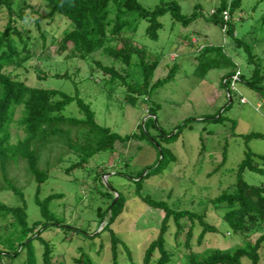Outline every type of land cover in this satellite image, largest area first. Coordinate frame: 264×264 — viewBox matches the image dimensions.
<instances>
[{
  "label": "trees",
  "instance_id": "obj_1",
  "mask_svg": "<svg viewBox=\"0 0 264 264\" xmlns=\"http://www.w3.org/2000/svg\"><path fill=\"white\" fill-rule=\"evenodd\" d=\"M30 0H0V15L6 16V25L0 29V196L11 195L8 202L0 197V264H4L5 257H18L25 248L29 249V264H39L36 257L35 243L41 247V264H55L54 252L56 246L45 238L44 232L63 231L82 233L94 241L108 232L111 241L112 264H122L120 261V247L127 255L129 264H136L133 252L127 243L113 229L116 221L126 210L127 199L108 181V191L101 194L105 209L97 210L96 229L90 233L81 232L58 218L54 211V202L63 200L65 195L59 192L46 194L44 185L51 179V171L61 168L63 173L70 175L76 170L85 169L97 155L114 151L117 143H128L152 138L153 143L160 148L161 159L153 166H147L142 172L132 177L135 185V194L148 207L164 212L159 233L147 247L143 264H261L264 250V184L251 185L245 180L247 171L264 177V155L248 152L246 159L239 165L236 173V182L215 198L201 200L216 212L223 211L222 218L228 225L227 236H240L242 244L231 248H207L196 251L195 246H202L209 234L219 232L217 226L208 220L207 210L198 212L194 209H177L171 207L167 201H158L144 192V182L151 177L165 171L166 155L161 144L150 135L148 125L158 122L156 109L148 108L150 117L145 126H139L140 134L133 133L122 136L98 123L96 112L92 105L87 103L78 90L75 94L60 89L30 87L21 76L13 75L9 70L33 68L38 80L57 78L72 79L69 72H53L48 70L49 62L53 58L44 60L41 64L30 65L38 59V44L41 41L42 52L48 50L47 34L42 23H52L56 17L69 22V27L63 37L57 41L53 38L52 45L58 46V53L66 61L86 60L92 55L101 52L112 60L111 65H105L99 60H93L92 65L102 71L111 85L109 92L115 87L125 88L127 103L135 104L139 98L148 101L151 94L168 81L174 79L178 64H174L167 77L154 81L155 74L161 65L159 59H153L146 48L136 43V36L142 21H147L146 36L154 41L159 40V32L163 28L161 19L170 15L173 21L181 24L184 29L189 28L203 16L200 7L190 16L182 11L180 4L174 0H162L154 9L143 7L139 0H44L49 7L48 14H41ZM243 0H221L219 6L212 11L209 22L219 25L224 34L235 38L238 46L243 41L236 38L235 26L232 23L234 12L240 9ZM30 11V13H28ZM29 14L37 17L35 20L38 36H34L30 29L19 26L26 22ZM192 34H183V39L191 46ZM197 44V43H195ZM69 45H72L70 48ZM196 73L205 77L211 70L222 68L227 70L234 66V70L222 77L221 84L230 88L232 82H246L242 72L236 69L233 60L229 59L222 47L206 44H197ZM249 54L248 61L254 62L252 51L245 48ZM55 60V59H54ZM30 66V67H29ZM119 66V67H118ZM226 67V68H224ZM224 68V69H223ZM79 69H77V73ZM239 74V80L234 82V76ZM246 83L254 89L264 92V75L255 68L253 75ZM259 83V84H258ZM110 93V95H111ZM232 104V95L228 91ZM76 104L81 118L68 116L67 108ZM20 112V117L17 114ZM208 121L224 122L223 114L203 116ZM195 119H187L180 123L176 133L167 134L160 127L159 135L166 140H178L180 129ZM236 128V123H233ZM16 130V133H14ZM22 132L23 134L19 133ZM22 135V136H21ZM170 136V137H167ZM248 142L253 139H264L260 133L244 136ZM169 156H175L169 150ZM220 167L225 164V155ZM77 158L66 167L61 166ZM133 159V157H131ZM23 166L27 185L22 186L19 179L12 175V168ZM216 171L211 173V176ZM107 174L102 172L98 177ZM33 185L34 202L38 207L41 219L33 223L29 221V204L27 190ZM31 189V188H30ZM171 198V195H169ZM171 222L175 224V238L178 239L188 225L184 246L188 249L181 253L179 246L168 245ZM102 229L99 231V229ZM201 232L194 244L196 229ZM261 235L256 241L252 237ZM68 237L66 236L64 240ZM73 240L74 237H71ZM69 239V238H68ZM104 246H99V254ZM81 255L75 259L76 264H95L93 258L83 249Z\"/></svg>",
  "mask_w": 264,
  "mask_h": 264
},
{
  "label": "rangeland",
  "instance_id": "obj_2",
  "mask_svg": "<svg viewBox=\"0 0 264 264\" xmlns=\"http://www.w3.org/2000/svg\"><path fill=\"white\" fill-rule=\"evenodd\" d=\"M147 9H154L162 0H139ZM172 1V0H166ZM180 4L186 15L195 12L198 5L203 16L195 21L189 28L184 29L181 24L173 21L170 15L161 19L163 28L159 32V40L154 41L146 36L147 21H142L136 36V43L141 48H146L152 54L153 59L161 62L154 81L167 77L174 64L179 68L173 80L168 81L163 87L156 89L148 101L139 98L135 104L125 101V88L115 87L113 93L109 92L111 85L103 72L92 65L93 60H99L105 65H111L112 60L101 52L86 60L66 61L67 53L60 55L58 46L52 45L53 38L59 41L63 33L69 27V22L56 17L52 23L43 22L42 28L47 34L48 50L43 53L41 41L38 44L36 58L30 65L41 64L46 59H52L48 64V70L53 72H69L72 79L62 80L49 78L38 80L33 68L9 70L13 75L21 76L30 87L55 88L70 94L79 91L80 96L92 105L96 112L99 124L109 127L113 132L122 136L133 133L140 134L139 126H145L150 117L148 108L156 109L158 122L154 120L153 126L149 123L148 131L165 150V171L151 177L144 182V192L158 201H167L171 207L177 209H194L198 212L207 210L208 220L217 226V234H209L200 247L195 246L196 251L207 248L227 249L242 244L240 236H227L228 225L222 218L223 211L216 212L201 200L215 198L227 190L236 182V173L239 165L246 159L248 152L264 155V139L245 140L244 136L252 133L264 135V92L252 88L246 82L251 81L253 71L258 68L264 75V0H243L240 9L233 15L232 23L235 26L236 38L243 41L242 46L236 44L235 38L223 33L221 27L208 21L213 10L221 0H174ZM29 3L40 11L48 14L49 7L44 0H30ZM30 13V11H28ZM37 17L29 14L26 22H20L22 29L32 31L34 36L39 33L36 30ZM6 25V16L0 15V29ZM192 34L193 46L183 39V34ZM206 43L223 48L225 55L234 61L235 68L239 69L246 82H233L228 90L221 84L222 77L234 70V66L222 70H211L205 77L196 73L197 44ZM197 43V44H195ZM71 48L72 45H69ZM252 51L254 62L248 61L249 54L245 48ZM55 59V60H54ZM30 67V66H29ZM119 67V66H118ZM77 69L79 72L77 73ZM259 84V83H258ZM261 86H264L262 82ZM232 104L229 107L230 96ZM111 93V95H110ZM244 100V103H242ZM66 114L79 117L76 104L70 105ZM223 114L224 122L205 120L212 115ZM20 117V112L16 118ZM187 119H195L180 129L178 140H166L164 135L158 136L160 128L167 134L176 133V128ZM236 123V128L233 127ZM160 127V128H159ZM16 133V130H14ZM23 134L22 132H19ZM22 136V135H21ZM170 137V136H167ZM225 155V164L220 167ZM170 152L175 156L171 158ZM67 161L61 166L68 167L76 160ZM133 157V159H131ZM161 159L160 148L152 138L144 137L125 144L117 143L114 151H108L95 156L85 169L76 170L67 175L61 168L51 171L49 183L44 185L46 194L59 192L65 195L63 200L54 202V211L59 219L78 228L81 232L89 234L96 229L97 210L105 209L106 204L101 194L108 191V181L127 199L126 210L113 226L115 232L127 243L133 252L136 264H143V257L148 245L156 239L164 212L154 210L144 204L135 194L133 176L142 172L147 166H153ZM216 171L211 176V173ZM102 172L106 176L98 177ZM12 175L19 179L22 186L27 185V178L23 166H13ZM245 180L251 185L264 184V177L252 172L245 173ZM31 188V189H30ZM26 191L29 204V221L33 223L41 219L40 211L34 202L32 192L33 185ZM171 195V198H169ZM8 202L11 195L0 196ZM189 226V225H188ZM188 226L181 236L176 239L174 234L176 227L171 222L168 245L179 246L181 253H186L184 246ZM102 227L99 229V231ZM201 229L195 231L194 244ZM65 233L63 231L52 232L51 229L44 232V237L51 240L56 246L54 252L55 264H76L75 259L81 255L79 249L85 250L95 264H112L111 241L108 232L96 238L94 241L82 233ZM261 234H255L252 239L256 241ZM68 237L64 240L65 237ZM74 237L73 240H71ZM104 246L99 254V246ZM36 257L41 264V247L35 243ZM120 261L129 264L127 255L120 247ZM30 252L25 248L18 257H5L4 264H29ZM261 264H264V250Z\"/></svg>",
  "mask_w": 264,
  "mask_h": 264
},
{
  "label": "built area",
  "instance_id": "obj_3",
  "mask_svg": "<svg viewBox=\"0 0 264 264\" xmlns=\"http://www.w3.org/2000/svg\"><path fill=\"white\" fill-rule=\"evenodd\" d=\"M238 80H239V74L236 75V76H234V78H233V81H234V82H236V81H238ZM233 85H234V83H233ZM242 103H244V100H242Z\"/></svg>",
  "mask_w": 264,
  "mask_h": 264
}]
</instances>
